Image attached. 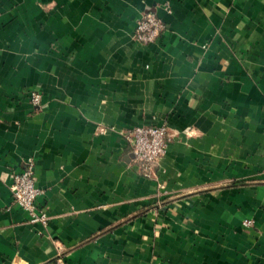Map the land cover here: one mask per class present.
Returning <instances> with one entry per match:
<instances>
[{"label":"crops","instance_id":"0c3cea01","mask_svg":"<svg viewBox=\"0 0 264 264\" xmlns=\"http://www.w3.org/2000/svg\"><path fill=\"white\" fill-rule=\"evenodd\" d=\"M148 12L167 28L142 45ZM143 125L173 138L153 180L127 142ZM29 158L48 226L11 192ZM59 253L264 263V0H0V264Z\"/></svg>","mask_w":264,"mask_h":264},{"label":"built area","instance_id":"2783aa9c","mask_svg":"<svg viewBox=\"0 0 264 264\" xmlns=\"http://www.w3.org/2000/svg\"><path fill=\"white\" fill-rule=\"evenodd\" d=\"M164 8L169 11V5ZM166 28L164 21L156 12H148L136 22L135 39L142 45L157 43ZM30 98L34 107L41 105L42 94L39 92L31 91ZM172 139L167 125H143L131 129L127 135V142L133 156V169L144 178L157 179L160 162L167 154ZM26 164L25 169L13 174L11 192L15 204L28 214L32 224L48 226L50 218L45 211L40 209L38 203L42 191L37 186L35 160L29 158ZM245 223L251 225L253 222ZM52 264L68 263L66 257L59 253Z\"/></svg>","mask_w":264,"mask_h":264}]
</instances>
